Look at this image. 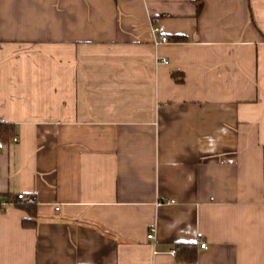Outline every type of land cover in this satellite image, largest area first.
Returning a JSON list of instances; mask_svg holds the SVG:
<instances>
[{"label":"crops","instance_id":"0c3cea01","mask_svg":"<svg viewBox=\"0 0 264 264\" xmlns=\"http://www.w3.org/2000/svg\"><path fill=\"white\" fill-rule=\"evenodd\" d=\"M0 142V264H264V0H0Z\"/></svg>","mask_w":264,"mask_h":264},{"label":"trees","instance_id":"16d2710c","mask_svg":"<svg viewBox=\"0 0 264 264\" xmlns=\"http://www.w3.org/2000/svg\"><path fill=\"white\" fill-rule=\"evenodd\" d=\"M172 77L176 83L184 82L183 74L173 73ZM24 208L27 209L31 214H34V204H28V206H25ZM31 225V223L28 224V226ZM175 252L176 254L174 257L178 263H195L197 261L198 251L195 244L179 245L176 247Z\"/></svg>","mask_w":264,"mask_h":264},{"label":"built area","instance_id":"2783aa9c","mask_svg":"<svg viewBox=\"0 0 264 264\" xmlns=\"http://www.w3.org/2000/svg\"><path fill=\"white\" fill-rule=\"evenodd\" d=\"M153 32H154L157 36H159L158 40L155 42V45H156V46H160V45H163V44H169V43H170L169 39H168L166 36H163V35L160 34L159 29H158L157 27H154V28H153ZM13 141H14V142H17L18 139H17V138H13ZM3 147H4V144H3L2 142H0V148H3ZM17 199L20 200V201H25V200H26V196H25L24 194H20V195H18ZM56 210L58 211L59 208H56ZM155 232H156L155 228H152V229L149 231V234H148L147 238H148L149 240L154 239V237H155ZM205 247H206V244H201V248H202V249H204ZM170 253H171V255H173V256H175V254H176L175 250H172Z\"/></svg>","mask_w":264,"mask_h":264}]
</instances>
